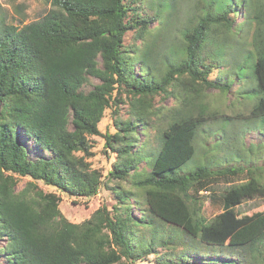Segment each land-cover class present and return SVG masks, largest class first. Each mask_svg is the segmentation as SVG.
I'll list each match as a JSON object with an SVG mask.
<instances>
[{"label": "trees", "instance_id": "1", "mask_svg": "<svg viewBox=\"0 0 264 264\" xmlns=\"http://www.w3.org/2000/svg\"><path fill=\"white\" fill-rule=\"evenodd\" d=\"M47 1L52 9L22 28L9 24L0 11V239L6 241L0 254L5 264H130L155 253L156 220L208 247L248 253L247 264H264V212L241 216L237 211L245 200L264 198V183L255 170L250 169L246 182L230 185L221 198L212 199L224 211L211 220L195 215L190 204L195 199L191 191L198 195L228 175L234 180L243 172L234 167L211 170L208 164L195 162L198 133L208 121L219 119V113L203 100L204 92L216 87L227 94L233 83L211 82L212 65L200 57L213 38L210 25L224 23L226 15L207 16L188 30L185 58L171 67L162 59L166 69L159 76L152 43L141 49L125 46L127 33L139 25V39L145 37L151 19H130L127 0ZM244 3L245 22L238 34L251 36V52L243 53L245 42L240 40L234 53L227 50L229 42H216L226 47L225 54L209 56L220 61V66L229 64L239 79L246 80H240L244 84L241 95L253 93L254 104L245 123L254 124L264 122V6L252 0ZM168 6L173 12V6ZM234 12L242 13L238 8ZM242 54L244 61L239 63ZM137 64L144 77L136 74ZM184 75L188 77L180 85L184 89L182 106L160 129L156 153L144 155L150 159L146 161L150 173L135 172L139 179L134 185L143 191L145 201L143 217L136 219L129 213L130 193L119 192L124 209L111 211L102 206L82 223L69 221L60 209L61 197L45 192L35 181L76 197L91 198L99 193L103 180L89 162L93 156L90 137L100 134L106 110L122 101L113 98L120 89L133 97L132 117L119 124L117 134L107 136L106 145L124 160L114 164L110 175L114 180L126 179L130 170H137L141 156L130 150L138 124L148 122L155 97L172 95L168 87ZM92 79L99 84L87 90ZM25 140L50 152L51 157L31 159ZM221 141L216 143L218 147ZM189 161L192 170L171 175ZM16 176L34 181L18 191ZM134 205L142 204L137 200ZM147 229L154 232L150 241ZM196 262L207 263L201 257Z\"/></svg>", "mask_w": 264, "mask_h": 264}, {"label": "rangeland", "instance_id": "2", "mask_svg": "<svg viewBox=\"0 0 264 264\" xmlns=\"http://www.w3.org/2000/svg\"><path fill=\"white\" fill-rule=\"evenodd\" d=\"M245 1L248 0H127L130 19L133 20L135 17L151 19H149L147 29L144 30L145 37L139 39L142 34V26L139 25L127 33L124 41L125 46L129 48L137 46L141 49L145 44L152 43V49L158 59L159 76L164 74L162 69L166 66L163 65L162 59L171 67L175 61L185 58L184 36L188 30L193 29L207 16V18L216 19L223 14L226 15L224 23L219 26L217 23L210 25L209 31L213 38L208 41L202 54L200 53V57H206L208 63L212 65L208 76L209 80H212L211 82L225 84L233 81V83L227 94L221 93L216 87H210L204 92L203 100L211 107L212 111L219 113V119L208 121L198 133V155L195 162L200 165L208 164V168L211 170L234 167L242 168L243 172L234 180H229L228 178L233 177L228 175L224 180L221 179L217 184H214L210 190L201 191L198 195L191 191V195L195 198L190 199L193 212L195 215L203 214L208 220L224 211L219 205L214 204L212 199L221 198L230 185L246 182L249 179L250 169L255 170L256 176L264 183V122L245 123L254 104V95L253 93L241 95L244 85L241 81L246 80L239 79L236 72L232 71L233 69L230 70L229 64L225 63L220 66L218 65L220 61L216 63L209 56L213 53L225 54L226 47L215 44L216 42H229L227 50L234 53L239 47L237 41L240 40L242 44L245 42L243 53L251 52L249 44L251 36L243 33H241L242 35L238 34V32H242L240 27L245 22L243 15ZM252 1H257L260 7L264 6V0ZM168 4L173 6V12H170ZM237 8L242 13H235L234 9ZM51 9L52 4L47 0H0V11L5 15L7 22L19 28L37 21ZM238 28H240L239 31ZM243 61L242 54L239 63H243ZM140 72L139 64H137L136 74L144 77ZM187 77L186 75L178 77L176 85L168 87V92H172V95L156 96L151 103V109L148 112L150 114H147L148 122L138 124L136 133L133 135L134 139L132 138L134 146L130 150L140 153L141 156L137 159L139 161L137 170H130L131 173L126 179L114 180L110 175L114 170V164L124 160L119 159L114 150L106 145L107 136L117 134L120 129L119 124L132 117L133 97L131 94L128 95L125 90L120 89V91H115L113 98L118 96L122 98V101L117 104V107L106 110L104 118L99 124L100 134L90 137L93 156L89 158V162L93 169L100 171L103 180L99 193L91 198L76 197L60 188L35 181V184L45 192H54L61 197L60 209L69 221L82 223L102 206H107L111 211L116 208L124 209L125 203H121L119 192L130 193L127 198L131 205L129 213L136 219L143 217L142 209L145 208V201L143 191L134 185L139 179L135 172L137 171L136 174L144 171L150 173L151 165L146 163L150 159L144 155L155 154L159 149L158 146L161 144L160 129L167 126L166 121L170 119L169 116L175 114L179 106H182L181 90L183 92L184 89L180 85ZM97 84H99V80L92 79V84L88 85L86 89L90 90ZM225 117L230 120L224 119ZM219 140H222L220 147L216 144ZM25 146L29 157L33 160H38V158L47 160L51 157L50 152L43 151L32 141L25 140ZM114 146L117 148L118 142L114 143ZM237 156L240 157L235 158ZM191 165L192 162L189 161L181 170H175L171 175H179L187 168L192 170L194 167H190ZM16 177L18 191L25 188L29 182L34 181L30 177ZM137 200H140L142 204L139 207L134 205ZM237 211L241 216L264 212V198L245 200L237 208ZM156 224L158 229L155 232L156 239L153 248L155 253L145 259L131 261L130 264H197L196 261L200 257L207 262L206 264H218V262L225 261L228 264L234 262L247 264L244 258L247 255L249 257L248 253L229 247H208L198 239L193 240L195 238L188 234L192 239L177 234L175 229L160 220H156ZM145 233L150 241L154 232L147 229ZM5 242V239H0V249L5 245ZM164 242L169 245H164ZM0 264H5L4 256L1 254Z\"/></svg>", "mask_w": 264, "mask_h": 264}]
</instances>
